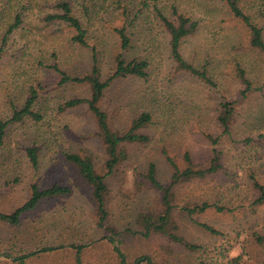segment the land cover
<instances>
[{
  "label": "rangeland",
  "instance_id": "374dc122",
  "mask_svg": "<svg viewBox=\"0 0 264 264\" xmlns=\"http://www.w3.org/2000/svg\"><path fill=\"white\" fill-rule=\"evenodd\" d=\"M55 1L0 0V118L10 116L11 102L23 103L29 87L38 91L35 110L41 114L39 121L27 117L6 128L0 143V212L23 204L32 183L42 187L56 182L71 191L41 199L21 214L16 225L0 221V264H19L24 255L26 264H77V246L81 264H148L149 260L152 264H259L264 240L258 241L254 233L264 238V210L250 211L254 190L248 175L255 173L264 184V52L249 45L246 27L219 0H158L164 14L170 15L175 6L197 22L196 31L182 39L180 52L193 66L205 68L212 85L175 70L167 32L148 0H72L75 15L87 30L88 47L72 43L73 31L64 24L44 20L55 11ZM240 6L262 28L264 37V0H241ZM124 7L129 16L137 12L129 27L131 50L125 57L146 59L149 75L145 80L113 82L100 106L117 131L142 112L151 114L152 121L143 129L150 140L145 145L126 144L127 160L105 178L108 216L102 227L90 187L62 154L90 155L95 169L104 171L103 143L86 105L59 109L67 99L88 97L90 90L84 83L59 85V74L48 65L83 75L95 48L102 77L108 75L116 52L114 28L124 22L120 15ZM17 13L21 23L6 35ZM237 67L254 89L244 98L239 95L243 85ZM228 98L236 104L231 132L225 134L215 115L218 102ZM208 134L218 136V143L211 145ZM35 144L39 147L36 168L25 151ZM212 146L221 152L223 168L173 188L175 231L199 248L188 249L160 234H140L137 213L161 208L160 192L142 175L149 162L155 164L159 180L167 183L171 168L166 156L181 166L188 151L193 163L203 164ZM202 201L224 209L211 208L192 218L178 212L184 204ZM194 221L208 223L216 233Z\"/></svg>",
  "mask_w": 264,
  "mask_h": 264
},
{
  "label": "trees",
  "instance_id": "16d2710c",
  "mask_svg": "<svg viewBox=\"0 0 264 264\" xmlns=\"http://www.w3.org/2000/svg\"><path fill=\"white\" fill-rule=\"evenodd\" d=\"M151 5L154 14L161 26L165 29L168 35V46L170 50V56L175 63L176 71H186L192 75L201 78L208 84H214L206 74L204 67L197 68L190 62L186 61L180 52V43L183 38L193 34L197 29V22L191 17L182 12H178V9L173 6L171 8L170 15L164 14L158 5V0H148ZM224 3L232 16L238 19L247 29V39L251 47L264 52V37L262 34V28L257 25L247 14L242 6H240L241 0H219ZM121 2V0H117ZM119 4V3H118ZM145 5V4H144ZM55 11L47 13L44 16L45 21H54L64 24L67 28L73 31V35L70 37L72 43H76L81 47H88L87 43V30L83 25L80 18H78L73 10L72 0H56ZM87 7L84 8L86 13ZM124 22L121 26L114 28L116 34L115 46L116 52L113 58L112 71L102 77L100 65L98 63V54L95 48H91L90 51V67L83 75H69L58 68L56 64L48 65L53 68L55 72L59 74L58 84H80L84 83L89 87L90 93L85 98H70L60 104L59 109L65 110L85 104L88 111L92 114L95 125L96 133L100 137L105 153V159L103 163V172L95 169L92 158L90 155L76 152L66 151L63 154L64 159L70 162L76 169L79 177L90 187V199L93 201L97 217L98 225L104 226L103 222L107 221L108 212L106 209V196L108 194V185L105 178L111 175L115 168L128 158V152L126 144H143L145 145L150 136L143 129L146 128L152 121L151 114L142 112L136 117L132 118L127 128L123 131H117L112 129L109 123V116L100 106L104 93L110 88L113 82L117 80H123L126 78H137L145 80L149 75V64L144 58L125 57V53L131 50L132 31L130 26L137 18V12L132 16H129L126 7L120 13ZM21 23V15L17 13L14 16V20L8 25L7 33L13 31ZM1 52V49H0ZM237 78L242 83V87L239 90L241 97H246L249 92H252L253 86L251 81L243 74V70L237 67ZM252 90V91H251ZM38 98V91L35 87H29L27 95L20 106H17L11 102V114L8 118H0V143L3 141L6 128L9 123L21 122L25 118L29 117L34 121L41 119L39 111L35 110V102ZM264 100V95H263ZM235 100L223 99L218 102L215 123L222 130L223 133L229 134L231 132L232 122L235 116ZM211 145L217 144L219 141L218 136L212 134L207 135ZM26 155L31 165L36 168L38 164L39 147L35 144L26 148ZM183 164L180 166L173 157L166 156V160L171 168L170 179L167 183L159 180L156 173V166L153 162H149L146 171L142 174L149 184L160 192L161 208L158 211H142L136 215V222L140 224L141 230L139 231L145 237L151 234H160L166 236L170 241L177 242L182 246L195 250L199 246L195 243L189 242L177 231L178 224L174 219V212L176 205L173 188L180 183H186L195 179H205L206 177L215 175L223 168L221 162V152L216 146H212L209 158L202 163H193L192 158L188 151L183 153ZM248 179L251 182L253 188V198L250 203V211L257 213L260 209L264 210V184L259 182V178L255 173H250ZM30 194L27 200L16 207L11 212H0V221L6 222L11 225L19 223L21 214L26 211L32 210L37 203L43 198H53L61 195H66L71 191V188L67 185H61L54 182L51 185L39 186L32 183L29 186ZM214 208L217 211H221L223 206L218 204L209 203L208 201H202L200 204L196 203L193 206H189L188 203L179 208L178 212H182L189 218L193 217V214L204 213L206 210ZM227 208L226 210H229ZM201 229L216 233L215 228L205 222H195ZM112 234V228L107 227ZM255 238L262 242L264 238L254 233ZM111 240V238H110ZM113 240V239H112ZM76 262L81 264L79 253L80 246H77ZM114 250L121 255L117 247ZM20 256L18 258L19 264H26L25 257ZM123 264V262H121ZM148 264H152L148 261ZM259 264H264V254Z\"/></svg>",
  "mask_w": 264,
  "mask_h": 264
}]
</instances>
